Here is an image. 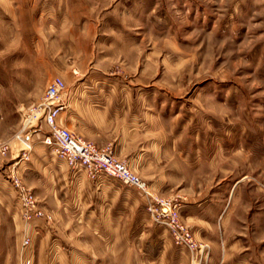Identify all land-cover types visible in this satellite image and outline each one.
<instances>
[{"label":"rangeland","instance_id":"374dc122","mask_svg":"<svg viewBox=\"0 0 264 264\" xmlns=\"http://www.w3.org/2000/svg\"><path fill=\"white\" fill-rule=\"evenodd\" d=\"M27 4L35 8L25 9ZM56 76L70 82L68 109L80 92L87 101L103 94L120 99L110 109L123 119H147L143 127L154 130L144 139L150 165L172 156L168 170L156 172L134 159L130 163L129 146L116 147L117 139L111 138L101 148H111L126 161L150 185L153 196L179 204L180 219L191 231L182 218L179 198L156 192L144 173L158 176L167 171L175 184L182 178L211 191L245 175L243 191L253 207H264V0H0V201L12 200L5 186L9 184L17 203L12 179L19 173L53 214V234L61 251L70 255L75 246L67 233L73 224H83L73 218L97 207L96 202L87 207L86 174L57 161L60 158L43 143L49 132L43 121L29 135L28 160L22 159V149L28 146L17 139L22 109L36 103ZM84 83H107L113 89L79 90ZM77 134L96 144L82 132ZM180 150H191L194 159L201 161L197 169L182 161ZM109 179L123 191L128 188ZM174 188L178 190L177 185ZM16 205L17 219L0 213V226L12 227L0 231V264H16L19 252L26 251L17 236L24 219ZM102 214V220L93 216L90 224H109L118 213ZM121 214L131 222V213ZM241 214L248 218L256 213ZM85 236L102 241L95 252L107 264H115L116 254L117 264H136L144 253L137 248L110 249L109 235L106 240L105 235ZM123 236L124 242L130 239V234ZM59 253L53 254L56 261L68 264ZM90 254L94 256L92 250Z\"/></svg>","mask_w":264,"mask_h":264},{"label":"crops","instance_id":"0c3cea01","mask_svg":"<svg viewBox=\"0 0 264 264\" xmlns=\"http://www.w3.org/2000/svg\"><path fill=\"white\" fill-rule=\"evenodd\" d=\"M24 8L34 9L35 6L27 4ZM112 86L107 83L92 85L84 83L79 86V90H104L105 87L111 90ZM95 95H101V97L87 101L83 92L74 95L73 107L66 110L67 116L64 117L62 114L61 124L75 133L82 132L100 147L105 146L111 138L114 141L117 139L116 147L128 145L130 149L127 150L126 155H131L130 163H133L134 159L136 162H143V167H149L156 172L158 168L168 170V160L172 156H164L159 161L160 165L153 167L150 165L151 155L145 151L148 150V146L144 139L147 140L148 133L154 130H149L147 126L143 127L147 119L133 116L123 119L122 115H116L110 109V105L118 104L120 99L107 98L102 96L103 94ZM138 139L143 140L140 142ZM140 146L142 149L145 147V153L142 149L140 150ZM179 154L190 169L194 167L197 169L198 164H201V161L194 159L191 150H180ZM52 159L53 161L57 160L56 158ZM57 161L61 164L64 163L60 159ZM66 166L67 169H70L67 164ZM140 166L141 164L137 163V167ZM156 172L144 173L143 176L155 188L156 192L179 198L183 220L189 224L198 240L210 246L209 255L203 260L195 259L188 248L174 242L168 229L157 226L153 222L146 210L147 196L141 190L128 187L126 191H123L121 188L123 186H116L111 179L100 178L92 181L85 175L87 207L94 202L97 203V207L95 206L96 210L88 212L84 209L80 212L82 214L79 215V218H73L79 223H88V226L79 225L73 221L75 224L70 229L67 228L70 230L67 234H70V239L73 240L75 246L70 255L64 252L63 248L61 251L60 240L53 234L55 224L47 225L38 221V226L35 227L23 220L22 227L16 228L17 232H20L17 234L18 240L22 239L23 242L26 236H30L32 241L29 245L22 243L26 247V251L19 252V255L16 256V264H34L35 261L37 264H40L41 261H44L43 264H60L59 259L56 261L58 257L53 255L57 250L61 252L59 256L61 254L66 256L68 264H97L98 261V264H107L106 258H98L99 256L95 252L100 249L102 241L94 242L85 236L91 233L105 235L104 240L107 238L106 235L111 236V239L108 237L110 249L122 251L123 249L134 250L137 248L144 251L142 257L136 258V264H261L264 259L263 248H260L264 242V207H253L252 199L243 191L245 175L234 178L233 182L225 187L211 191V188L206 190L198 188L195 186L196 184L182 178L179 183L175 184L171 181L167 171H163L158 176ZM1 182L0 184H2ZM78 185V188H81V182ZM175 185L178 186V190L174 188ZM5 186L13 195L12 200L0 201V213H9V216L12 215L17 219L14 189L12 185L6 184ZM112 194L115 196H111ZM97 213H101L99 215L101 220L104 218L102 213L118 214L110 220L109 224L102 225L98 222V224L91 225L89 221L93 220V216L99 219ZM121 213H131V222L125 220V215ZM241 213L256 214L244 218ZM11 228L10 226H0V231L6 233ZM128 234H130V239L124 242L123 235L127 236ZM106 243L104 242V244ZM36 247L37 251L34 250ZM104 248L109 249L108 245H105ZM90 250L93 251L94 256L90 254ZM95 256H97L96 259H93ZM117 256L118 254L114 258L115 264L118 263V261L116 262Z\"/></svg>","mask_w":264,"mask_h":264},{"label":"built area","instance_id":"2783aa9c","mask_svg":"<svg viewBox=\"0 0 264 264\" xmlns=\"http://www.w3.org/2000/svg\"><path fill=\"white\" fill-rule=\"evenodd\" d=\"M71 86L62 76L51 80L41 98L30 107L22 109L23 126L17 139L28 146L22 149V159L30 158L31 147L29 135L34 132L39 121L49 128L43 143L66 162L72 171H82L89 179L113 178L122 185L141 190L148 199V211L152 213L157 224L169 230L175 243L190 250L195 259L203 260L210 252L207 243L197 241L192 231L180 219V205L172 199L155 197L150 185L130 165L113 154L111 148L98 147L93 141L83 138L61 124V116L68 109ZM13 186L17 191V203L26 223L38 226L42 221L49 225L53 214L45 210L37 195L28 188L19 173L13 175ZM38 233V232H37ZM32 239L26 236L23 244L29 245Z\"/></svg>","mask_w":264,"mask_h":264}]
</instances>
